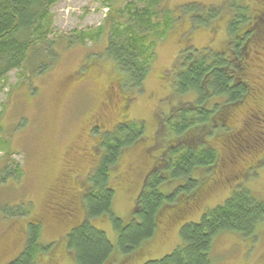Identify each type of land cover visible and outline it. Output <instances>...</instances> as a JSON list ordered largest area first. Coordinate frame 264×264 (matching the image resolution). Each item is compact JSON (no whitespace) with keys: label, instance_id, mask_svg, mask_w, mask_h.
I'll return each mask as SVG.
<instances>
[{"label":"rangeland","instance_id":"rangeland-1","mask_svg":"<svg viewBox=\"0 0 264 264\" xmlns=\"http://www.w3.org/2000/svg\"><path fill=\"white\" fill-rule=\"evenodd\" d=\"M146 1H57L51 7L49 38L58 40L51 66L34 75L29 69L20 75L22 69L17 68L0 81V206H7L4 212L0 207V264H8L24 250L28 226L35 221L40 223L39 240L49 245L38 255L37 264H77L68 248V234L86 217L84 194L90 186L88 177L99 164L101 139L123 120L144 128L137 141L122 149L110 171L112 212L123 220L132 219L147 174L165 167L176 140L186 137L183 142L191 146L194 136L202 137L201 144L208 143L217 152V168L197 169L194 176L201 179L200 186L190 194H178L172 205L161 209L154 235L129 254L118 250L109 213L91 218L117 248L105 264L163 258L180 245L185 223L200 221L236 191L248 189L264 198V163L259 164L264 161V45L260 44L264 0H160L173 23L157 42L149 75L132 87L125 85V73L104 54L108 33L97 40L88 33H99L112 16L117 19L115 8L128 2L143 8ZM163 8L158 6L162 17ZM211 9L214 16L209 15ZM231 23H236L233 35ZM79 36L85 41L80 42ZM256 49L257 57L249 59ZM207 51L249 62L246 71L255 95L250 92L244 102L226 109V126L212 121L177 135L170 128L171 113L195 102L197 95L178 92L176 76L191 52ZM212 99L211 107L225 98ZM252 112L257 117L248 121ZM18 166L20 178L15 173ZM165 171L162 192L172 193L183 181L171 179L170 171ZM210 258L216 264H264V222L252 235L218 232Z\"/></svg>","mask_w":264,"mask_h":264},{"label":"trees","instance_id":"trees-1","mask_svg":"<svg viewBox=\"0 0 264 264\" xmlns=\"http://www.w3.org/2000/svg\"><path fill=\"white\" fill-rule=\"evenodd\" d=\"M57 1L59 0H0V81L17 68L22 69L20 75L26 69L34 75L51 66L50 58L56 53L55 43L58 41H55L57 38H49L53 33L51 7ZM158 6H164L160 0H147L143 8L134 2H128L115 8L118 18L112 16L113 20L107 21V24L105 22L99 33H88L94 40L108 33L104 54L112 58L125 73V85L135 87L143 83L155 59L158 40L164 38L172 26L170 11H166L164 6L163 11L166 13L162 17V10L159 11ZM190 8L199 10L198 7ZM199 14L202 13L197 12ZM215 14L216 11L211 9L209 15ZM234 25L236 23H231L232 35ZM78 39L80 42L85 41L81 36ZM262 43L264 45V40H260V44ZM240 44L238 41L237 45ZM208 52L204 55L191 52L176 76L178 92L190 90L197 95L195 102H189L185 108L171 113L174 120L169 121L170 128L177 135H183L187 128L209 125L212 121L224 125L223 114L226 109L244 102L245 97L252 92L246 71L250 68L249 62H235L224 52ZM259 52L256 49L249 59L257 57ZM240 59L243 57L240 56ZM254 95L252 92L253 97ZM214 97L225 99L222 104L215 102L211 107L209 102ZM252 117L257 115L252 112L248 121ZM134 122L117 125L101 139L99 164L90 173V186L87 185L84 194L86 217L68 234V248L77 264L111 262L112 254L117 249L91 218L109 213L117 233L118 250L129 254L154 235L161 209L172 205L178 194H190L200 186L201 179L194 176L197 169L217 168V152L208 143L201 144L202 137L190 136L193 138L191 146L183 142L186 137L176 140L165 167L153 173L140 191L132 219L123 220L112 212L114 189L110 183V171L118 161L122 149L137 141L144 133L143 126ZM6 142L3 140L4 144ZM263 163L264 161L259 162L260 165ZM165 170L170 171L171 179L183 181L172 193L162 192V175ZM20 172L19 166L15 168L19 178ZM1 208L4 212L7 206ZM261 222H264V198L248 189H241L223 204L205 213L200 221L185 223L180 230L181 243L170 254L143 264H216L210 258V250L218 232L229 230L252 235ZM39 238L40 223L30 222L24 250L8 264H37L38 255L49 249V245L42 244Z\"/></svg>","mask_w":264,"mask_h":264},{"label":"flooded vegetation","instance_id":"flooded-vegetation-1","mask_svg":"<svg viewBox=\"0 0 264 264\" xmlns=\"http://www.w3.org/2000/svg\"><path fill=\"white\" fill-rule=\"evenodd\" d=\"M130 121H120L118 124H116L114 127H116L117 125H120L121 123H129ZM217 159H218V156H217ZM217 163V162H216ZM219 163H222L223 162L221 160H219ZM224 165V164H223ZM153 175V168L150 170V172L147 174V178L149 179V177H151Z\"/></svg>","mask_w":264,"mask_h":264}]
</instances>
